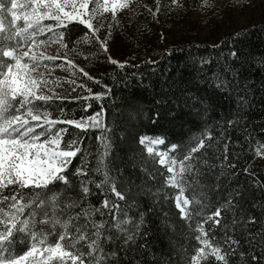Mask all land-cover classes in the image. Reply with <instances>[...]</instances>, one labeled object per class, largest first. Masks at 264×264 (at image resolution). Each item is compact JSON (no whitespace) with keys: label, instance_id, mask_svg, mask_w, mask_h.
<instances>
[{"label":"trees","instance_id":"16d2710c","mask_svg":"<svg viewBox=\"0 0 264 264\" xmlns=\"http://www.w3.org/2000/svg\"><path fill=\"white\" fill-rule=\"evenodd\" d=\"M179 3L184 11L181 13L190 21L207 11L210 35L218 37L215 43L193 33L183 36L152 58L124 64L123 68L114 64L99 74L82 77L84 97L88 99L53 101L47 107L74 121L100 113L103 108L100 119L111 129L112 145L105 164L116 190L124 195L119 200L106 192L103 176L97 172L103 130L85 131L58 124L57 128L68 130L61 148L70 139L82 140V151L64 173L69 184L55 185L60 201L79 204L63 218L89 209L91 217H81L75 223H89V233L94 231L90 221L104 223L109 237L102 238L104 251L109 254L104 264H189L200 246L195 239L200 224L212 245L227 254L228 264H264V164H257L259 154L264 153V0ZM211 6L216 9L213 15L208 13ZM248 14L250 18L259 16V21L236 28V18ZM60 29L69 45L80 42L88 33L86 26L76 22ZM218 83H222L219 88L215 86ZM96 95L102 98L96 100ZM209 135L211 139H207ZM141 136L163 138L162 150L178 162L191 155L185 164H191L193 171L182 174L187 180L184 196L200 204L190 202V218L176 205L180 190L166 183V167L158 163L159 157L146 152L139 143ZM199 140H204L205 146L190 153ZM173 145L175 149L171 150ZM78 168L87 175H76ZM82 180L88 182L87 194L81 190ZM105 198L110 206L112 201L119 205L112 215L103 206ZM217 208L222 210L218 218L221 224L205 223ZM253 218L255 224L249 222ZM125 220L127 224L116 226L117 221ZM37 227L48 232L47 226ZM59 232L57 229L49 234L48 242H55ZM128 235L134 239L125 243ZM228 235L239 244L225 243ZM27 247L28 242L22 240L15 250L21 253ZM76 247L85 254L87 264V242ZM200 264L223 262L209 255Z\"/></svg>","mask_w":264,"mask_h":264},{"label":"snow or ice","instance_id":"6c2138e0","mask_svg":"<svg viewBox=\"0 0 264 264\" xmlns=\"http://www.w3.org/2000/svg\"><path fill=\"white\" fill-rule=\"evenodd\" d=\"M6 2L8 7H5V0H0V264H69V261L71 264H77V262L85 264V254L76 247L82 241L87 242L89 249L87 264H104L109 255L105 253L102 246V238L109 239L105 235L104 223L97 224L95 221H90V226L94 230L91 233L88 231L89 223H75L81 217L90 218L92 210L89 209H82L75 216L69 214L63 218L69 209L79 207V204L75 201L66 204L60 201L55 185L57 182L69 184L64 173L72 163V159L82 151L79 146L82 140L70 139L61 148L63 135L68 130L57 128L56 125L66 123L85 131L88 128L103 130L99 137L102 150L97 172L103 176L102 184L105 191L123 200L124 195L116 190L115 182L109 176L105 164L112 147L109 137L111 129L101 122L103 108L100 113L79 121L49 118L50 113L47 107H51L54 95H45L41 89L47 88L51 80L38 69L44 60L54 61L56 57L38 54L33 49L50 42L61 43L62 47L66 48L64 32H57L56 29H66L72 22L86 26L95 34L103 28V24L99 28L94 27L93 24L98 12L111 11L115 20L116 13L129 8L131 0H111V3L110 0H91V9H89L90 0H24L20 4L17 0H6ZM204 2L207 4L208 0ZM159 3L160 0H157L156 12L159 11ZM173 3H178V0H173ZM17 9L22 11L18 14ZM6 13L11 14V21L7 28L3 20ZM155 14L154 12L153 16ZM45 20H52L55 23L45 24L43 23ZM17 21L22 23L17 26ZM50 33L51 37H49ZM109 35H111L110 32ZM40 36H45L46 39H39ZM88 39L89 36L86 33L85 41ZM101 44L107 51L106 43L101 42ZM25 47L28 48L27 51L23 50ZM231 55L236 56V53L232 52ZM110 62L118 64L120 68L124 67V64L115 60ZM67 63L71 69L72 62L67 61ZM43 66L49 67L47 64ZM55 67L63 69L65 65L61 63ZM84 75L88 74L85 72ZM67 83L75 84V81H67ZM215 86L219 88L222 83ZM94 98L100 100L102 97L96 95ZM243 99L241 97L242 102ZM207 139H211V136L209 135ZM139 143L145 146L150 156L155 154L159 157L158 163L165 165L167 171L172 174L167 178L166 183L180 189V194L175 197L176 205L185 217L190 218L185 207L190 202L200 204L199 200L193 198L190 201L184 196V185L187 184V180L182 174L193 171L191 164H185V161L191 159V155L183 157L178 164L168 152L155 151L157 145L165 144L163 138L141 136ZM204 146V140H199L197 146L190 149V153L197 152ZM174 149L173 145L171 150ZM224 150L227 151V145L224 146ZM177 168L179 171H176ZM76 175L86 176L87 173L82 168H78ZM87 183V181H81V190L85 194L89 192ZM96 186L100 188L101 184ZM188 187L191 185L189 184ZM26 189L29 191L26 192ZM103 206L108 209L110 215L113 214V210L119 208L115 201H112L110 206L107 198L104 199ZM228 209L229 205L226 204L224 210ZM95 211L100 210L95 209ZM221 214L222 210L217 208L206 218L205 223L211 221L212 224L220 225L221 219L218 218ZM38 216L39 219H37ZM249 222L255 224V218ZM121 223L127 224L128 221H117L116 226L119 228ZM38 224L47 226L48 232H45L44 227L38 228ZM70 228L71 231H69ZM57 229H60L57 240L49 243L48 235ZM197 231L200 234L195 239L200 246L190 258L189 264H200V261H206L209 255L216 261L228 264L227 254H221L220 247L212 245L203 224L198 225ZM133 239L132 235H128L125 243ZM22 240L28 242V247L25 251L17 253L15 245ZM225 243L231 246L239 244V241L233 240L228 235ZM206 249L209 251L206 252ZM253 259L256 257L254 256Z\"/></svg>","mask_w":264,"mask_h":264},{"label":"rangeland","instance_id":"374dc122","mask_svg":"<svg viewBox=\"0 0 264 264\" xmlns=\"http://www.w3.org/2000/svg\"><path fill=\"white\" fill-rule=\"evenodd\" d=\"M23 2L24 0H17L18 4ZM5 7H8L6 0ZM157 7V0H131L129 8L116 13L115 20H113L111 11L103 12L101 10L98 12L96 19L93 20V24L96 28L103 24V28L95 34L88 30V41H85L84 37V39L74 45H69L64 40V43L67 44L66 48L62 47L61 43L52 42L34 48L33 51L38 54L43 53L44 56L56 57L54 61H43V64L49 65L48 68L42 64L38 69L39 72L44 73L51 80L48 87H42L41 91L45 95H54L53 101L78 100L85 96L81 81L82 77H85L84 73L86 72L88 75L99 74L100 71L107 70L114 65L110 60H115L120 64H127L152 58L154 53L168 50L180 38L192 33L194 36L197 35L201 38H210L211 43L217 41L218 37H211L208 30L207 11L204 10L201 14L195 15L193 21H190L187 15L181 13L184 11L180 6L179 0L178 3H173V0H160L158 12H156ZM91 8L92 3L90 0L89 9ZM17 11L19 14L22 10L17 9ZM154 12L156 13L155 16H153ZM208 13L213 15L216 13V9L211 6ZM249 15L247 17H237L236 28L246 27L259 21V16L250 18ZM3 20L5 28H7L11 21V14L6 13ZM20 23L22 21H17V26ZM43 23L54 24L55 21L45 20ZM109 25H111V28H109ZM56 31L60 32L61 29H56ZM109 32L111 35H109ZM51 35L50 33L49 37ZM39 39H46V37L40 36ZM101 42L106 43L107 51L104 50ZM23 50L27 51L28 48L25 47ZM67 61L72 62L71 69H69ZM61 63L65 65L63 69L55 67V65ZM80 69H83V71H80ZM57 78L59 80L58 83ZM67 81H75V84H69ZM77 85H80V87H77ZM47 111L50 113L49 118L52 120H71L63 112ZM161 146L157 145L155 151L164 152ZM263 155L264 153L259 154L257 164H264ZM169 156L174 158L171 154ZM176 171H179V169L177 168ZM171 175L169 173V176ZM175 188L179 189L178 187ZM189 205L185 207L186 212H188ZM208 251L209 249H206V252Z\"/></svg>","mask_w":264,"mask_h":264}]
</instances>
